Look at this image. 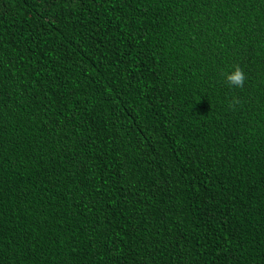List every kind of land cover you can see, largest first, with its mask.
<instances>
[{
	"label": "trees",
	"instance_id": "trees-1",
	"mask_svg": "<svg viewBox=\"0 0 264 264\" xmlns=\"http://www.w3.org/2000/svg\"><path fill=\"white\" fill-rule=\"evenodd\" d=\"M0 264H264V0H0Z\"/></svg>",
	"mask_w": 264,
	"mask_h": 264
},
{
	"label": "clouds",
	"instance_id": "clouds-1",
	"mask_svg": "<svg viewBox=\"0 0 264 264\" xmlns=\"http://www.w3.org/2000/svg\"><path fill=\"white\" fill-rule=\"evenodd\" d=\"M245 79V73L238 66L227 75V81L230 86L243 87Z\"/></svg>",
	"mask_w": 264,
	"mask_h": 264
}]
</instances>
